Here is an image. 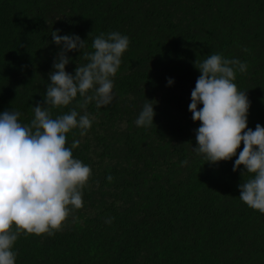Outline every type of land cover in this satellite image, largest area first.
Wrapping results in <instances>:
<instances>
[{
	"label": "trees",
	"instance_id": "1",
	"mask_svg": "<svg viewBox=\"0 0 264 264\" xmlns=\"http://www.w3.org/2000/svg\"><path fill=\"white\" fill-rule=\"evenodd\" d=\"M57 30L85 40L82 51L101 33L130 45L111 104L80 108L78 94L51 109L53 118L73 108L94 117L84 136L67 134L92 176L61 231L19 236L16 264H264V213L239 199L249 177L233 171L238 155L212 164L196 154L201 122L189 110L201 75L194 62L222 54L247 64L234 83L251 103L248 127L264 126V0H0V113L30 124L62 50ZM67 55L73 75L88 62ZM148 100L154 123L137 126Z\"/></svg>",
	"mask_w": 264,
	"mask_h": 264
},
{
	"label": "clouds",
	"instance_id": "2",
	"mask_svg": "<svg viewBox=\"0 0 264 264\" xmlns=\"http://www.w3.org/2000/svg\"><path fill=\"white\" fill-rule=\"evenodd\" d=\"M51 35L62 50L49 74L44 103L33 107L30 124L20 122L18 111L0 113V264H16L18 253L13 249L20 235L52 236L63 229L74 210L83 207V189L92 169L74 158L72 149L80 141L74 140L68 147L67 134L79 129L84 136L94 117L73 108L53 118L51 109L69 106L78 94L80 108L92 101L97 108L111 104L115 98L113 78L130 45L129 37L119 32L101 33L89 52L82 51L86 41L78 35L61 36L58 30ZM71 51H80L88 61L78 64L74 75L66 71ZM194 63L201 73L189 105L192 119L201 122L194 151L212 164L238 155L233 171L243 166L242 176L249 177L239 185V199L264 213V126L248 127L251 103L247 92L234 83L237 71L246 72L247 64L216 53ZM168 83L171 85L172 79ZM154 105L149 100L144 104L137 126H152ZM241 143L243 150L238 152Z\"/></svg>",
	"mask_w": 264,
	"mask_h": 264
}]
</instances>
